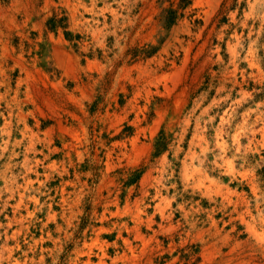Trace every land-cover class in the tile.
<instances>
[{"label": "rangeland", "instance_id": "1", "mask_svg": "<svg viewBox=\"0 0 264 264\" xmlns=\"http://www.w3.org/2000/svg\"><path fill=\"white\" fill-rule=\"evenodd\" d=\"M0 264H264V0H0Z\"/></svg>", "mask_w": 264, "mask_h": 264}]
</instances>
